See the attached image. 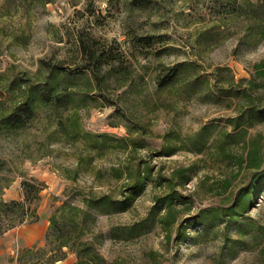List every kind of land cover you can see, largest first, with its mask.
I'll return each instance as SVG.
<instances>
[{"label": "rangeland", "instance_id": "374dc122", "mask_svg": "<svg viewBox=\"0 0 264 264\" xmlns=\"http://www.w3.org/2000/svg\"><path fill=\"white\" fill-rule=\"evenodd\" d=\"M19 2L0 0V71L15 65L20 70L33 72L39 60L76 68L81 62L74 38L77 32L89 33L98 51L122 53L123 57L115 60V67L124 65L132 69L134 81L147 86L150 97L158 96L160 104L155 110L151 106L143 107L141 96L134 92L125 88L109 90L105 92L108 103L93 102V106L82 113L83 129L124 136L125 123L146 124L152 132L145 137L149 149L139 150L136 158L147 159V152L153 153L150 164L161 169L163 176H168L172 169L193 165L190 182L179 190L193 195V210L219 203L220 197L199 187V181L207 184L222 179L229 172L213 154V148L200 153L179 149L169 156H156L155 151L160 150L159 137L165 133L185 137L197 133L201 127H222L224 119L234 114L236 99L228 108L223 101L214 104L211 97L183 92L186 88L182 79L171 89L155 94L154 78L185 61L197 63L202 79H212L210 73L215 67H227L234 80L250 78L253 64L264 62V38L257 41V36H250L252 42H249L245 28L253 22L226 10L237 7L243 0H235V6L231 7H227V0H52L44 8L29 11ZM257 81L262 84L258 93L264 98V81ZM121 111L128 116L125 118ZM257 132L264 135V124L249 129L250 134ZM48 133H52V128L45 117L39 115L20 133L0 136V159L6 160L13 178L3 190L2 198L21 200L23 179L33 177L43 182L38 202L28 206L36 210V228L40 232L46 228L31 248L0 255V264H48L45 260L48 217L61 201L73 197L79 204L81 194L116 193V184L107 170L123 159L122 153L107 150L98 155L95 150L84 151L79 142L72 145L49 141ZM78 159H82L81 164ZM98 170L101 174H97ZM73 171L77 172L76 179H66V172L72 175ZM161 192V188L149 184L129 210L96 216L90 235L95 237L98 252L108 262L259 264L255 254L249 251L240 252L233 259L220 258L218 245L213 242L188 240L176 247L165 243L157 229L131 239L113 238L114 229L145 217L152 197ZM251 213L264 220V203ZM9 245L7 247L13 250L19 247L15 243ZM74 262V254L68 252L52 264Z\"/></svg>", "mask_w": 264, "mask_h": 264}, {"label": "trees", "instance_id": "16d2710c", "mask_svg": "<svg viewBox=\"0 0 264 264\" xmlns=\"http://www.w3.org/2000/svg\"><path fill=\"white\" fill-rule=\"evenodd\" d=\"M50 2L20 0L19 3L29 11L44 8ZM234 2L227 0V7L235 6ZM226 10L253 22L245 28L249 42H252L250 36H257V41L264 38V0H243L237 7ZM74 42L81 62L76 68L39 60L33 72L20 70L15 65L0 71V136H14L43 115L52 128V133L46 136L49 141L72 145L79 142L84 151L95 150L98 155L107 150L123 155L121 161L107 170L116 184V193L81 194L79 204L73 197L63 199L49 215L46 263L61 260L70 252L75 256L74 264H119L108 262L97 250L95 237L90 235L96 216L129 210L152 184L162 192L152 197L145 217L114 229L113 238L131 239L157 229L165 243L176 247L188 240L213 242L218 245L220 258L233 259L240 252L249 251L255 254L259 264H264V220L251 213L264 203V135L249 133L250 128L264 124V98L258 93L262 84L257 81H264V62L253 64V73L248 79L234 80L227 67H215L210 73L212 79H202L195 61L177 63L164 75L154 78L155 94L171 89L182 79L186 88L183 92L211 97L214 104L223 101L228 108L236 99L234 114L224 119L222 127H201L197 133L185 137L172 132L159 137L162 145L155 151L156 156H169L179 149L200 153L213 148V154L229 171L220 180L207 184L199 181L201 189L221 199L217 204L193 210V195L179 190L190 182L193 165L172 169L168 176H163L161 169L150 164L153 153L147 152V159L136 158L139 150L149 149L145 137L152 132L146 124L125 123L124 136L83 129L82 113L93 102L108 103L105 92L109 90L125 88L141 96L143 107L151 106L154 110L160 99L158 96L152 99L147 86L134 81L132 69L124 65L115 67V60H120L122 53L98 51L89 33L77 32ZM140 78L144 80L143 76ZM121 113L125 118L128 116L124 111ZM10 173L6 160L0 159V236L38 219L36 210L28 204L37 203L39 192L44 188V183L33 177L23 179L22 199L6 201L2 194L13 181ZM66 174V179H76V171ZM237 180L241 181L234 186Z\"/></svg>", "mask_w": 264, "mask_h": 264}, {"label": "crops", "instance_id": "0c3cea01", "mask_svg": "<svg viewBox=\"0 0 264 264\" xmlns=\"http://www.w3.org/2000/svg\"><path fill=\"white\" fill-rule=\"evenodd\" d=\"M29 223V224H23L18 227L12 228L8 231H6L1 237H0V255H3L7 252V254H13L14 252H18V250H21L22 248H31L33 245H35L40 239L44 231H39L36 228V224ZM15 243L19 245L15 250H13L10 247L9 244ZM10 251V252H9ZM9 252V253H8Z\"/></svg>", "mask_w": 264, "mask_h": 264}]
</instances>
